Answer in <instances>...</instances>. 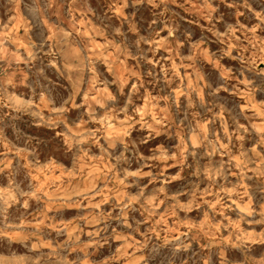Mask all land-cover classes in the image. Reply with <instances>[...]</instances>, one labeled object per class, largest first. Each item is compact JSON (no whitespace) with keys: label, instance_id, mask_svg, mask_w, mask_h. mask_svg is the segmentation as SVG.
I'll return each instance as SVG.
<instances>
[{"label":"rangeland","instance_id":"rangeland-1","mask_svg":"<svg viewBox=\"0 0 264 264\" xmlns=\"http://www.w3.org/2000/svg\"><path fill=\"white\" fill-rule=\"evenodd\" d=\"M0 264H264V0H0Z\"/></svg>","mask_w":264,"mask_h":264}]
</instances>
